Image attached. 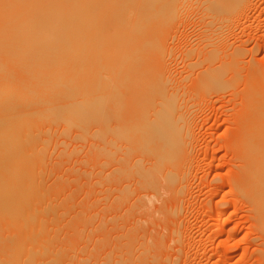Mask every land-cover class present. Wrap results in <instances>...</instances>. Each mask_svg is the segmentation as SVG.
Returning <instances> with one entry per match:
<instances>
[{"label": "bare ground", "instance_id": "obj_1", "mask_svg": "<svg viewBox=\"0 0 264 264\" xmlns=\"http://www.w3.org/2000/svg\"><path fill=\"white\" fill-rule=\"evenodd\" d=\"M182 2L0 0V223L11 227H0V251L6 249L0 264H17L18 249L38 247L21 239L23 232L31 237L57 227L94 225L102 234L154 237L158 246L166 233L179 240L181 217L169 202L185 191L193 137L185 109L192 91L175 84L179 79L170 84L173 78L155 51L161 49L157 29L190 3ZM240 2L194 4L215 15ZM254 89L246 96L252 117L246 113L250 119L242 121L260 141L264 97ZM259 145L257 153L245 144L243 164L250 167L235 172L264 233V143L263 149ZM7 229H17L20 237L7 241ZM262 251L264 256V246Z\"/></svg>", "mask_w": 264, "mask_h": 264}, {"label": "rangeland", "instance_id": "obj_2", "mask_svg": "<svg viewBox=\"0 0 264 264\" xmlns=\"http://www.w3.org/2000/svg\"><path fill=\"white\" fill-rule=\"evenodd\" d=\"M195 1L199 3V0H189L190 3L188 0H183L182 5L188 3L187 6H183V9L180 7L181 11L177 10L176 14H171L174 19L171 17L170 22L157 29L158 38L160 37L158 44L161 43L157 46L161 48H159L161 52L156 50L157 47L154 49L155 55L162 56L160 58L162 62L164 61L163 65H166L165 72H169L170 74H167L174 80H181L175 83L177 80L171 79L170 84L181 83L180 85L183 86L185 83L186 86L184 85L183 88L192 91L186 97V104L190 106H186L185 109L186 116L189 115L187 119H190L189 127H192L189 128L190 138L191 135L193 136L189 146L191 156L187 157L185 166L186 171L189 170L187 180L185 179V191L179 199L180 203L176 200L169 202L172 206L177 204L181 217L178 218L182 223L179 240L176 236L166 233L163 237V245L160 244L162 247L154 245V237H151L153 239L151 241L149 236L138 238L129 235L117 236L118 234L113 235L111 232L102 234L93 231L94 225L84 227L85 231L76 226L64 227L63 230L57 227L58 229H51L53 234L47 231L44 235L34 233L31 237L25 236L24 232L23 235L17 233V229L13 231L14 233L12 231L9 233L7 229L8 233L4 231L10 234L7 235L9 239L4 232L1 233L4 234L3 241H6V238L7 241H11L21 234V237H18L33 242L35 247L39 244L35 249L33 246L31 252L18 249L20 254L27 255L22 256L17 251L19 254L17 264H29L27 261L31 258L33 261L31 260L30 264L31 262L32 264H129V262L130 264L135 262L136 264H152V262L153 264H170V262L171 264H263L264 236L262 238L261 235L264 233L259 231L247 194L236 183L239 172L235 171L250 167L244 166V162L248 161L244 159L246 153L248 154V151H245V144H248L247 150L251 152L252 148L258 149L262 141L259 146L263 149L264 132L259 134L260 141L256 140L251 135L249 123H244L243 118L246 116L248 121L250 117H247H252L250 111L246 110L248 109L246 96L249 92L258 87V90L261 88L259 91L264 97V0H240V5L235 10L215 15L202 13L199 4H194ZM210 52L212 58L204 61ZM185 75L189 77L187 79L185 77L186 82L184 79L182 82ZM246 113H249L248 116ZM243 131L244 138L241 135ZM239 144H242L243 149H240L242 147L241 145L239 147ZM260 147L259 153H261ZM242 151H245L244 158ZM256 151L258 153V150ZM249 163L248 165H251ZM221 209H224L223 218L216 220L217 213ZM250 209L252 212L249 211ZM5 222L4 224H7L8 221ZM60 224L64 225L65 221H61ZM3 225L0 227L4 229ZM7 227H10V223ZM35 235L38 237L35 238ZM34 239L37 240L36 243ZM140 239L143 244H140ZM147 240L151 242H149L151 245L149 248H152L150 250ZM45 245L48 247L44 248ZM155 246L157 247L154 248ZM5 250L0 252L4 254ZM136 255L139 256V260H135ZM142 255L146 256L145 260ZM152 255L158 258L152 260ZM164 257L168 261L164 260Z\"/></svg>", "mask_w": 264, "mask_h": 264}]
</instances>
